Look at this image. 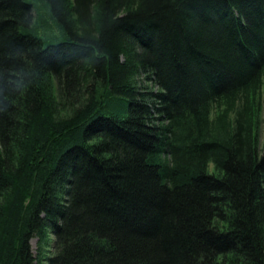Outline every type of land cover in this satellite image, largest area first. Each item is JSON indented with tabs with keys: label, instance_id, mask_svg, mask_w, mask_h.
<instances>
[{
	"label": "trees",
	"instance_id": "trees-1",
	"mask_svg": "<svg viewBox=\"0 0 264 264\" xmlns=\"http://www.w3.org/2000/svg\"><path fill=\"white\" fill-rule=\"evenodd\" d=\"M76 1L0 0V264H264V0Z\"/></svg>",
	"mask_w": 264,
	"mask_h": 264
},
{
	"label": "rangeland",
	"instance_id": "rangeland-1",
	"mask_svg": "<svg viewBox=\"0 0 264 264\" xmlns=\"http://www.w3.org/2000/svg\"><path fill=\"white\" fill-rule=\"evenodd\" d=\"M72 3V11H73V18L75 21L78 22V30L82 31H91L90 25L86 24L85 20L82 18L83 16V8L82 6L78 5L76 0H71ZM29 20L31 21V24L35 25L36 21L38 20V15L35 10H31L28 16ZM81 32V31H80ZM93 32V31H91ZM141 84L144 86H148L149 82L146 81V76L143 75L141 78ZM48 86H49V101L50 105L52 107L53 112V118L57 121H63L66 119H69L73 116V114L81 108L88 97L86 84L82 83L80 86V89L74 90L73 88H69L67 84V79L65 77H60L57 75H51L50 78H48ZM12 92V91H11ZM14 94V92L12 93ZM14 96L12 95V103H16L14 100ZM17 105V104H16ZM262 109H260V114L258 116V137L260 142V149H264V103L262 104ZM0 154L1 156L11 161L12 164H15L17 159L20 157V151L18 149V146L16 144V141L13 139L11 135H3V133H0ZM210 170L213 171V166L211 165ZM48 246L50 244V247H48L47 250L51 252L45 251V253H42L41 249L39 248L38 239L35 238L31 242L32 251L35 256L40 255L43 259L47 256H50L51 253H53V235L50 234V237H48ZM44 252V251H43ZM40 253V254H39Z\"/></svg>",
	"mask_w": 264,
	"mask_h": 264
}]
</instances>
